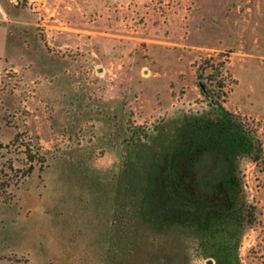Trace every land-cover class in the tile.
<instances>
[{
	"label": "rangeland",
	"instance_id": "rangeland-1",
	"mask_svg": "<svg viewBox=\"0 0 264 264\" xmlns=\"http://www.w3.org/2000/svg\"><path fill=\"white\" fill-rule=\"evenodd\" d=\"M3 23L11 43L0 141L14 122L50 167L44 181L0 200V264H207L194 239H181L203 235L193 229L198 208L177 200L180 221L162 231L152 215L129 257L111 250L110 205L96 198L99 178L124 157L116 115L127 133L154 132L165 118L209 108L200 81L260 141L258 159L242 161L258 218L230 251L264 264V0H0ZM38 193L47 206L35 205ZM157 207L161 219L168 210Z\"/></svg>",
	"mask_w": 264,
	"mask_h": 264
},
{
	"label": "trees",
	"instance_id": "trees-1",
	"mask_svg": "<svg viewBox=\"0 0 264 264\" xmlns=\"http://www.w3.org/2000/svg\"><path fill=\"white\" fill-rule=\"evenodd\" d=\"M200 86L209 108L165 118L154 132L137 129L127 133L116 115L113 125L123 137L119 144L124 149V157L120 170L112 168L107 182L99 178L96 192L97 200L110 205L112 251L130 257L137 238L147 235L142 232L136 237L135 231L140 224L147 225L152 215L158 217L157 227L161 231L178 223L177 200L181 199L188 204L189 212L199 209L194 216L198 223L193 229L203 230L201 237L188 233L181 239H194L200 255L214 258L215 264H241L238 251L230 248L240 245L243 231L254 226L258 218L248 196L242 161L258 159L261 145L254 132L216 99L206 83L200 81ZM7 122L14 134L7 143L0 141V151L4 149L9 156L14 154L13 148L20 147L22 158L21 166L17 164L20 159L12 156L3 164L4 155L0 154V173L5 168L0 178V200L4 202H10L17 191L27 189L33 180L44 181V173L50 167L47 153L42 154L26 143L18 125ZM157 140H161V146L151 151ZM158 161L161 167L157 166ZM200 189L212 196L200 195ZM36 201L35 205L43 207L49 202L40 193ZM160 203L168 210L161 219L157 209ZM163 264H169V260Z\"/></svg>",
	"mask_w": 264,
	"mask_h": 264
},
{
	"label": "crops",
	"instance_id": "crops-1",
	"mask_svg": "<svg viewBox=\"0 0 264 264\" xmlns=\"http://www.w3.org/2000/svg\"><path fill=\"white\" fill-rule=\"evenodd\" d=\"M10 32L9 28L5 24L0 26V71L3 68L4 63L7 61L10 50Z\"/></svg>",
	"mask_w": 264,
	"mask_h": 264
},
{
	"label": "water",
	"instance_id": "water-1",
	"mask_svg": "<svg viewBox=\"0 0 264 264\" xmlns=\"http://www.w3.org/2000/svg\"><path fill=\"white\" fill-rule=\"evenodd\" d=\"M207 264H214V259L213 258L207 259Z\"/></svg>",
	"mask_w": 264,
	"mask_h": 264
},
{
	"label": "flooded vegetation",
	"instance_id": "flooded-vegetation-1",
	"mask_svg": "<svg viewBox=\"0 0 264 264\" xmlns=\"http://www.w3.org/2000/svg\"><path fill=\"white\" fill-rule=\"evenodd\" d=\"M4 24V23H3ZM6 25V24H5ZM7 26V25H6ZM8 27V26H7ZM1 72V71H0ZM214 259V258H213ZM214 262L216 263L215 259H214Z\"/></svg>",
	"mask_w": 264,
	"mask_h": 264
}]
</instances>
